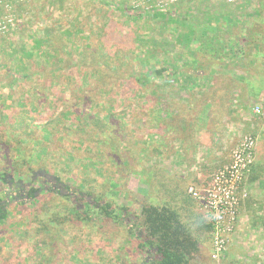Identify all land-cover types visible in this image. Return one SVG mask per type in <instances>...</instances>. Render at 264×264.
Here are the masks:
<instances>
[{
	"label": "rangeland",
	"instance_id": "1",
	"mask_svg": "<svg viewBox=\"0 0 264 264\" xmlns=\"http://www.w3.org/2000/svg\"><path fill=\"white\" fill-rule=\"evenodd\" d=\"M238 9L229 15L221 0H179L144 13L126 0H0L1 164L12 133L26 134L32 147L46 148L37 164L73 189L135 216L149 205L177 211L191 241L188 253L178 251L184 242L177 249L187 264H264V72L229 71V16L238 26ZM199 40L203 52L218 49L197 66ZM245 137L255 143L246 197L227 250L213 262L198 222L206 216L189 188L202 191L233 166ZM31 212L10 209L1 260L24 264L33 251ZM124 225L102 233L67 225L52 264H143Z\"/></svg>",
	"mask_w": 264,
	"mask_h": 264
},
{
	"label": "trees",
	"instance_id": "2",
	"mask_svg": "<svg viewBox=\"0 0 264 264\" xmlns=\"http://www.w3.org/2000/svg\"><path fill=\"white\" fill-rule=\"evenodd\" d=\"M20 36L17 30L16 37L20 38ZM191 39H195L194 32L189 43ZM205 42L199 40L197 47L194 46L201 57V60L195 57L197 66L201 62L202 65L211 62L210 59L214 58L215 53L213 51L218 49L212 48L203 52L202 49L208 46L204 44ZM216 42L219 44L220 40L216 38ZM22 53L25 54L24 51ZM31 57L32 55H29V58ZM20 61L22 63V58L19 56L17 64H20ZM2 119L0 114V120ZM43 131L47 129L43 128ZM17 134L19 133H12V138L8 139L9 143L14 141L15 145L12 144L3 152L2 157L6 158L7 162L5 164L0 162V229L11 214L10 209L17 208L22 211L28 206L32 208L30 230L36 239L31 246L33 251L26 255L22 263L52 264L53 253L57 245H61V235L67 225L91 226L102 233L104 231L102 229L108 224H125L123 227L126 230L131 229L135 254L143 264H187L186 255L178 251L188 253L191 241L187 228L179 220L177 211L170 207L149 205L142 208L139 216H135L127 208L98 199L88 190L86 193L81 192V188L73 189L56 172L51 173L43 165L37 164L39 160L36 157L41 152H46L44 146L38 150L31 146L32 138H26V134L25 137ZM255 179V176H251L249 181ZM130 221H136V224L132 225ZM206 227L211 230L210 224ZM7 241L12 243L10 239ZM183 242L186 244L177 251L182 247ZM43 249L46 253L38 252ZM125 261L127 260L123 262ZM123 262L121 264H125ZM0 263L15 264L1 258ZM17 264H21L20 261ZM126 264L130 263L127 261Z\"/></svg>",
	"mask_w": 264,
	"mask_h": 264
},
{
	"label": "built area",
	"instance_id": "3",
	"mask_svg": "<svg viewBox=\"0 0 264 264\" xmlns=\"http://www.w3.org/2000/svg\"><path fill=\"white\" fill-rule=\"evenodd\" d=\"M132 11L145 12L152 8H166L179 0H126ZM226 5H237L245 0H221ZM259 114V111H256ZM255 143L251 137H245L234 152L232 164L218 171L212 178V184L202 191L189 188V194L197 200L211 226V259L219 262L227 250L229 237L236 223L239 202L246 197L243 183L248 174L254 154Z\"/></svg>",
	"mask_w": 264,
	"mask_h": 264
},
{
	"label": "crops",
	"instance_id": "4",
	"mask_svg": "<svg viewBox=\"0 0 264 264\" xmlns=\"http://www.w3.org/2000/svg\"><path fill=\"white\" fill-rule=\"evenodd\" d=\"M238 8L244 11L238 26H234L238 23V16H229V40L234 41V45L229 44V71L239 69L264 72V0H245L237 5H229V15L235 14ZM242 79H245L244 75ZM242 85L245 86V83ZM241 100H244L243 93ZM198 222L207 230V238L210 240L207 220L202 218ZM209 242L211 244V240Z\"/></svg>",
	"mask_w": 264,
	"mask_h": 264
}]
</instances>
